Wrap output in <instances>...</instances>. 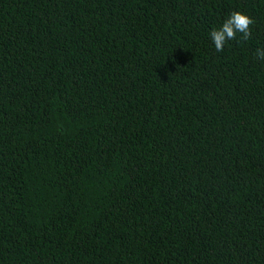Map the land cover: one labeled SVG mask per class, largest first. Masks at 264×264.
<instances>
[{"label": "trees", "instance_id": "trees-1", "mask_svg": "<svg viewBox=\"0 0 264 264\" xmlns=\"http://www.w3.org/2000/svg\"><path fill=\"white\" fill-rule=\"evenodd\" d=\"M257 48L264 0H0V264H264Z\"/></svg>", "mask_w": 264, "mask_h": 264}, {"label": "clouds", "instance_id": "clouds-1", "mask_svg": "<svg viewBox=\"0 0 264 264\" xmlns=\"http://www.w3.org/2000/svg\"><path fill=\"white\" fill-rule=\"evenodd\" d=\"M253 24L254 20L248 15L240 11H233L219 28H213L209 33L215 50L223 51L228 41L239 38V41L246 42L251 39ZM255 56L258 60L264 61V48H257Z\"/></svg>", "mask_w": 264, "mask_h": 264}]
</instances>
